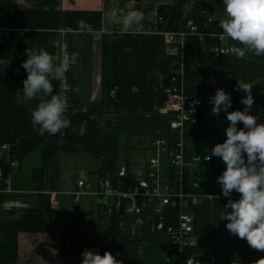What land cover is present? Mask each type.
<instances>
[{"label":"crops","instance_id":"crops-1","mask_svg":"<svg viewBox=\"0 0 264 264\" xmlns=\"http://www.w3.org/2000/svg\"><path fill=\"white\" fill-rule=\"evenodd\" d=\"M199 1L208 7L210 21L220 24L227 18L223 0ZM174 2L0 0V28L11 33L0 42V149L5 145L7 158L19 162L0 188V264H81L85 249L101 255L108 251L118 264H165V237L155 231L153 207L139 199L141 213L126 212L132 200L101 195L100 182L109 179L110 190H118L122 165L135 176L146 166L147 157L134 162L131 152L141 146L146 150L154 135L170 132L171 114L163 112L165 101L163 105L159 101L166 76L180 73L184 91L203 101L186 124L187 146L201 152L197 157L210 153H202L196 138H207L203 145L207 151L227 138V114H211L210 99L217 89L231 94L228 111H242L245 93L235 91L237 80L251 84L255 103L250 114L264 124V55L215 56L218 47H243L223 31L221 39L216 36L220 33L209 35L201 49L171 51L158 9ZM191 6L190 1L185 4V13ZM132 10L142 12L143 18L122 32L123 17ZM81 19L92 27L91 33L77 31ZM26 48H44L55 65L65 68L64 79L52 81L54 94L67 98L65 115L71 127L62 136H40L31 126L39 100L23 98L28 73L21 64L28 58ZM85 120V134L74 133L72 128ZM144 136L147 140L138 146ZM123 149L126 155L121 154ZM193 157L188 162L190 180L201 185L192 167H205ZM209 163L206 169L216 178L226 168L217 157ZM80 180L83 186L78 185ZM201 186L220 192L192 206L196 243L185 254L200 257L203 264H255L264 257V252L226 229L228 221L221 217L230 209L224 208L228 198L220 184ZM117 202L124 205L121 211Z\"/></svg>","mask_w":264,"mask_h":264},{"label":"clouds","instance_id":"clouds-1","mask_svg":"<svg viewBox=\"0 0 264 264\" xmlns=\"http://www.w3.org/2000/svg\"><path fill=\"white\" fill-rule=\"evenodd\" d=\"M226 13L220 21L223 33L233 41H238L243 47L231 46L225 52L235 54L238 59H248L246 53L257 57L264 55V0H223ZM116 16V11L112 12ZM143 18L138 10L129 11L123 17L122 32H128L133 24ZM77 31L91 33L92 27L83 19L77 21ZM25 60L21 67L28 73L23 80V98L27 101L39 100L31 113V126L40 136L49 137L63 135V130L71 127V121L65 115L67 98L56 93L52 81H62L65 68L54 64V57L44 48H26ZM19 69H17V72ZM251 84L237 80L235 91H243L245 95L240 103L243 110L228 111L232 106L231 94L223 88L217 89L211 97V114L218 116L225 112L229 126L224 130L226 140L216 144L210 155L219 157L226 168L217 178L222 188V194L228 198L225 209H230L221 219L228 221L226 229L230 234L245 239L248 245L264 252V124H258V115H251L255 98L252 95ZM199 101H194L198 104ZM92 119H98L93 116ZM242 122L243 127H238ZM88 121H82L79 128H72L77 135L83 136ZM103 127V121L100 122ZM233 190L241 194L240 199L232 200ZM81 264H118L112 253L105 251L103 255L85 249L81 253ZM122 264V262H121ZM255 264H264V257Z\"/></svg>","mask_w":264,"mask_h":264},{"label":"built area","instance_id":"built-area-1","mask_svg":"<svg viewBox=\"0 0 264 264\" xmlns=\"http://www.w3.org/2000/svg\"><path fill=\"white\" fill-rule=\"evenodd\" d=\"M198 35L202 39L207 35L199 30L198 25L191 19L187 22L186 29L178 31H165L166 42L174 49L183 50L186 47L187 35ZM11 36V33L0 28V42ZM221 39L224 34L216 35ZM222 46L214 49V55L219 57ZM228 54L225 52L224 55ZM165 106L163 112L170 115V132L154 135L146 145V166L136 174V185L125 189L123 179L128 175V166L122 165L118 176L119 189L110 190L109 179L100 182L103 196L116 195L132 200V204L125 207L126 212L141 213L143 204L153 207L154 227L160 235L165 237L163 254L165 264H203L198 256H187L185 249L196 243L195 217L192 206L200 203L209 194L190 192L185 189V171L188 162L185 159L187 130L186 124L200 111L203 101L200 97L186 93L182 86L181 74L171 76V83L164 87ZM194 101H199L194 104ZM3 150L6 149L4 145ZM207 157V156H205ZM205 157H196L194 162L204 167H210V161ZM11 167L19 164L18 160L8 156ZM2 172L0 170V177ZM83 180L78 182L83 186ZM78 194L83 193L78 191ZM141 199L143 204H138ZM124 205L116 203V209L121 211ZM175 209L177 217L170 221L169 210Z\"/></svg>","mask_w":264,"mask_h":264},{"label":"trees","instance_id":"trees-1","mask_svg":"<svg viewBox=\"0 0 264 264\" xmlns=\"http://www.w3.org/2000/svg\"><path fill=\"white\" fill-rule=\"evenodd\" d=\"M191 2L192 6L190 10L185 13L184 7L187 2ZM159 16L162 19V29L164 31H178L181 29H186L187 22L189 20H193L199 27V30L206 35L208 33H221L223 30L220 27V24L217 21L209 20L208 17V7L201 3L199 0H175V2L171 5H161L158 9ZM208 36L204 37L203 39L198 35H187L186 38V46L193 49H201L207 42ZM174 75V74H172ZM166 76L164 79V84L159 91V98L160 104L163 105V101H165V94H164V87H167L171 83V76ZM201 144V149L203 154H209L210 150H205V142L207 141L206 137H198L196 138ZM226 140V139H225ZM187 146V141H186ZM204 147V148H203ZM196 155H201V152L196 153L193 149L191 150L186 147V154L185 159L187 162ZM195 157V156H194ZM193 157V158H194ZM199 157V156H198ZM201 157H205L201 156ZM6 152L3 149H0V170L2 172V176L0 177V188L5 186L6 179L11 172V166L7 161ZM194 160V159H193ZM125 189H131L136 185V176L133 172H128V175L123 179ZM185 189L186 191L190 192H199L204 194H219L220 190L212 189L208 187H203L196 183V181L190 180V172L187 166L185 171ZM232 195H241L233 190ZM170 214L168 218L170 221L175 220L177 217L176 210L171 209L169 210Z\"/></svg>","mask_w":264,"mask_h":264},{"label":"rangeland","instance_id":"rangeland-1","mask_svg":"<svg viewBox=\"0 0 264 264\" xmlns=\"http://www.w3.org/2000/svg\"><path fill=\"white\" fill-rule=\"evenodd\" d=\"M147 138H148L147 136H144L142 138V141L140 142V144H138V146L143 145L144 141H146ZM121 154L126 155L127 150L123 149L121 151ZM131 155L134 156V159H133L134 162H135V160H137V158H138V160L144 161L145 157H146V150L143 149V146H141L137 149V151H132ZM217 159H218V162L222 161V159L219 157H217ZM200 167H192V172H193V175H195L199 178L201 185L205 186L206 183H211V182L218 183L217 178L215 176H213L214 173L211 169H206V167H205V169L204 168L201 169Z\"/></svg>","mask_w":264,"mask_h":264},{"label":"water","instance_id":"water-1","mask_svg":"<svg viewBox=\"0 0 264 264\" xmlns=\"http://www.w3.org/2000/svg\"><path fill=\"white\" fill-rule=\"evenodd\" d=\"M3 46H4V43H1V47L3 48Z\"/></svg>","mask_w":264,"mask_h":264}]
</instances>
